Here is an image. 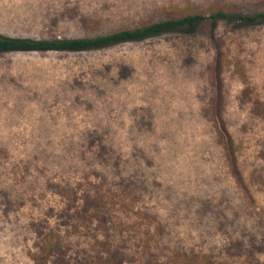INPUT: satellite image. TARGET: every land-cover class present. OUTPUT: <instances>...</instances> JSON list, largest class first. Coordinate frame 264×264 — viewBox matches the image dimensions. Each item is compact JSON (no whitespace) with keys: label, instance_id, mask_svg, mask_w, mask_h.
Instances as JSON below:
<instances>
[{"label":"rangeland","instance_id":"rangeland-1","mask_svg":"<svg viewBox=\"0 0 264 264\" xmlns=\"http://www.w3.org/2000/svg\"><path fill=\"white\" fill-rule=\"evenodd\" d=\"M212 6L264 13V0H0V35L95 37ZM221 58L224 116L249 194L207 114ZM255 106H264V20L205 21L86 52L0 53V264H34L32 223L60 225L66 199L52 183L83 189L105 168L124 178L112 195L126 264H142L145 245L166 259L177 248L218 251L230 236L260 239L264 119ZM98 143L109 166L94 159Z\"/></svg>","mask_w":264,"mask_h":264},{"label":"trees","instance_id":"trees-1","mask_svg":"<svg viewBox=\"0 0 264 264\" xmlns=\"http://www.w3.org/2000/svg\"><path fill=\"white\" fill-rule=\"evenodd\" d=\"M231 18L242 21H259L264 20V13H258L255 16H238L229 14L220 6H212L206 13L177 11L159 21H150L133 29L118 30L95 37L68 38L63 36L30 40L0 35V53L86 52L194 28L205 21H223ZM222 64L221 58L216 68L218 74ZM216 77L221 78V75H216ZM220 78L217 79L218 84L213 88L215 96L211 107L207 109V114L223 146L227 164L237 186L244 193L249 194L236 155L234 138L225 120ZM252 113L264 119V106H255ZM97 147L99 151L94 159L109 166L110 159L106 156L108 149L102 143H98ZM113 170L115 169L98 170L99 182L86 179L83 189L74 188L71 184L58 187L51 184V187L57 188L55 192L66 199V203L59 212L60 225L58 228L51 227L42 220L32 223L30 232L34 234V242L28 256L34 264H126L128 262L131 253L116 232L120 226L116 223L117 215L114 213L118 203L112 195V184L124 178H112L110 172ZM128 192L124 191L122 194L123 200L130 197ZM7 203L9 206L14 205L15 202L8 199ZM52 211L50 210L51 213ZM255 227L261 230L260 239L254 236L250 238V243H246L230 236L228 245L226 242L218 251H197L195 249L184 251L177 248L174 249L171 257L162 259L154 249L145 245L141 254L142 264H264V251L258 250L254 242L257 239V241L260 240L261 246L264 244V226L263 223H257ZM232 236L235 235L232 234Z\"/></svg>","mask_w":264,"mask_h":264}]
</instances>
